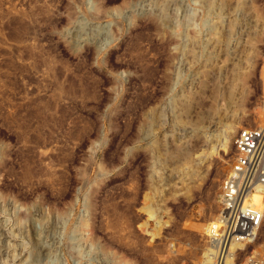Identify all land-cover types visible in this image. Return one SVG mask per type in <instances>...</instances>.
I'll list each match as a JSON object with an SVG mask.
<instances>
[{
    "label": "rangeland",
    "instance_id": "1",
    "mask_svg": "<svg viewBox=\"0 0 264 264\" xmlns=\"http://www.w3.org/2000/svg\"><path fill=\"white\" fill-rule=\"evenodd\" d=\"M260 113L264 0H0V264H204Z\"/></svg>",
    "mask_w": 264,
    "mask_h": 264
},
{
    "label": "built area",
    "instance_id": "2",
    "mask_svg": "<svg viewBox=\"0 0 264 264\" xmlns=\"http://www.w3.org/2000/svg\"><path fill=\"white\" fill-rule=\"evenodd\" d=\"M233 154L221 184L217 217L207 232L211 251L204 264H235L253 246L264 227V125L241 127L233 138ZM259 194L258 204L252 200ZM240 264H264V251L252 249Z\"/></svg>",
    "mask_w": 264,
    "mask_h": 264
},
{
    "label": "bare ground",
    "instance_id": "3",
    "mask_svg": "<svg viewBox=\"0 0 264 264\" xmlns=\"http://www.w3.org/2000/svg\"><path fill=\"white\" fill-rule=\"evenodd\" d=\"M258 119V118H257ZM262 119H264V113H260L259 114V120H262ZM259 199H260V197H259V194H254L253 196H252V200H253V202L255 203V204H258V201H259Z\"/></svg>",
    "mask_w": 264,
    "mask_h": 264
}]
</instances>
